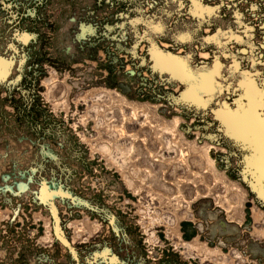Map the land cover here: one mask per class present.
I'll use <instances>...</instances> for the list:
<instances>
[{
  "label": "rangeland",
  "instance_id": "1",
  "mask_svg": "<svg viewBox=\"0 0 264 264\" xmlns=\"http://www.w3.org/2000/svg\"><path fill=\"white\" fill-rule=\"evenodd\" d=\"M244 73L264 0H0V264H264Z\"/></svg>",
  "mask_w": 264,
  "mask_h": 264
},
{
  "label": "snow or ice",
  "instance_id": "2",
  "mask_svg": "<svg viewBox=\"0 0 264 264\" xmlns=\"http://www.w3.org/2000/svg\"><path fill=\"white\" fill-rule=\"evenodd\" d=\"M195 2V0H194ZM248 79L242 81V87L247 88L246 96L242 99L249 101L245 106L242 102L235 113L229 115L233 119L235 126L247 137L248 141H254L257 130L261 144L264 145V88L257 87L251 79L252 75H261L260 73H244ZM261 169L264 170V151L260 157Z\"/></svg>",
  "mask_w": 264,
  "mask_h": 264
},
{
  "label": "bare ground",
  "instance_id": "3",
  "mask_svg": "<svg viewBox=\"0 0 264 264\" xmlns=\"http://www.w3.org/2000/svg\"><path fill=\"white\" fill-rule=\"evenodd\" d=\"M163 62H165V61H163ZM192 82L195 84V88H196L197 91H198V96H204L205 93H204V91L202 90V88L199 87V85L197 84V81H196L195 79H192ZM134 119H137V117L134 116ZM104 149L108 150L109 148H108V146H104ZM259 150H260V154H261L262 151H264V147H263V148H259Z\"/></svg>",
  "mask_w": 264,
  "mask_h": 264
},
{
  "label": "crops",
  "instance_id": "4",
  "mask_svg": "<svg viewBox=\"0 0 264 264\" xmlns=\"http://www.w3.org/2000/svg\"><path fill=\"white\" fill-rule=\"evenodd\" d=\"M154 61H155V59H154ZM155 65H156V62H155ZM156 67L160 69V67H158L157 65H156ZM160 70H161V69H160ZM162 71H163V70H162ZM167 71H168V70H167ZM183 98H186V92H185ZM185 100H186V99H185Z\"/></svg>",
  "mask_w": 264,
  "mask_h": 264
}]
</instances>
